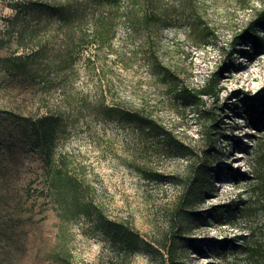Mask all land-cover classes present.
Segmentation results:
<instances>
[{
	"label": "rangeland",
	"instance_id": "1",
	"mask_svg": "<svg viewBox=\"0 0 264 264\" xmlns=\"http://www.w3.org/2000/svg\"><path fill=\"white\" fill-rule=\"evenodd\" d=\"M17 1L22 0H0V264H148L143 247L130 253L86 216L65 222L60 236L59 210L46 194L44 162L32 145L29 123L50 107L67 111L58 149L74 152L87 163L105 213L128 220L145 238L164 233L183 182L191 175L189 163L195 156L178 145L199 148L204 123L217 118L222 171L208 181L196 204L205 216L188 222V232L206 242L240 236L251 225L264 226V192L252 197L246 190L255 182L248 176L251 159L264 149V126L254 124L257 97L264 94V25L254 28L260 43L252 45L248 39L233 45L264 0L90 3L85 24L78 12L70 23L58 16L43 23L48 47L37 75L30 61L11 72L1 60L26 54L8 20ZM107 11L114 23L105 35L112 36L97 48L83 47L81 57L73 52L74 63L63 67L60 61L68 47L85 29H95L94 15ZM161 62L172 69L169 79L162 78ZM209 79L216 80L215 94L203 95L204 104L197 106L180 94L183 87L198 88ZM83 95L91 107L77 100ZM105 105L144 107L167 132L146 138L127 122L104 114ZM204 108L209 109L206 115L200 114ZM138 165L154 174L146 176ZM231 199L249 206L211 216L213 207ZM185 253L190 262L207 259L191 246Z\"/></svg>",
	"mask_w": 264,
	"mask_h": 264
},
{
	"label": "trees",
	"instance_id": "2",
	"mask_svg": "<svg viewBox=\"0 0 264 264\" xmlns=\"http://www.w3.org/2000/svg\"><path fill=\"white\" fill-rule=\"evenodd\" d=\"M120 0H22L17 1L14 6L16 12L8 20L13 32H16V41L19 47L26 50V54H13L2 58L8 62L6 68L11 72L20 70L26 66L28 61L35 65L34 71L37 75L38 68L43 62L45 52L48 47V36L42 34L43 23L54 16L63 18L64 23H70L75 19V12L80 13L78 18L85 24L89 19L84 17L85 9L90 3L118 4ZM111 12H102L95 16L93 25L95 29L91 33L83 31L78 36V41L68 47L66 56L60 61L63 67H68L74 63L73 52L80 53L81 57L85 46H100L111 36L105 35L109 26L114 23ZM148 13H145L146 18ZM264 25V6L256 12L255 19L242 29V32L235 37L234 46L241 44L244 40L251 39L252 45L261 42V36L254 30L256 25ZM107 36V37H106ZM97 44V45H96ZM159 71L163 79H169L172 75L170 66L160 63ZM216 80L212 79L204 85L191 89L188 86L180 89V94L186 99L193 101L197 106L204 104L203 95H214ZM260 98L257 106V121H254L258 129L264 126V94ZM77 100L85 107H91V101L83 95ZM252 108H255L256 98L252 99ZM71 103V101L69 100ZM259 107V108H258ZM95 108V107H92ZM102 112L111 117L112 120L127 122L135 129L145 134V137L166 134L167 129L160 123L153 113L144 107H116L105 105ZM209 112L204 108L200 114ZM67 111L60 107H50L44 114L30 118L32 131V145L37 148L44 162L46 194L57 206L60 215L59 234H65V222L78 220L81 216H86L93 221L95 227L108 234L113 242L121 248H125L130 253H134L138 248L143 249L148 254V264H264V226L256 227L251 225L240 236L221 238L204 241L203 238L189 234L187 223L193 220L204 218V212L196 209L198 200L206 193L208 181H213L220 176L222 167L219 165L221 149L216 147L217 118L212 117V124L206 125L202 131L203 145L194 148L192 145L181 144L179 149L185 154L194 155L190 160L191 175L183 182L181 191L176 203L171 209L168 217V225L160 237H142L139 231L126 219L109 217L99 200V191L91 176L87 163L71 151L59 150L60 140L67 126ZM208 120V118H206ZM264 130V127L263 129ZM261 147V146H260ZM254 162L253 171H249V178L255 182L249 184L246 190L251 192L252 197H257V193L264 192V149H259L257 154L251 159ZM215 161L218 162L217 165ZM139 170L146 176L153 169H147L145 165H138ZM244 175V174H243ZM238 175H234L237 178ZM176 178L174 175L170 176ZM238 197H240L238 195ZM236 199H231L227 203L219 204L214 208L213 214H224L238 210H245L249 206H239ZM235 209V211L237 210ZM237 210V211H238ZM191 246L196 252H201L206 261L201 263L190 262L185 253V247ZM200 253V254H201ZM193 257V256H192Z\"/></svg>",
	"mask_w": 264,
	"mask_h": 264
}]
</instances>
